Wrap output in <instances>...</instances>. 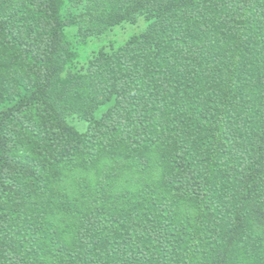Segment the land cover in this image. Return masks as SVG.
<instances>
[{"label":"trees","instance_id":"16d2710c","mask_svg":"<svg viewBox=\"0 0 264 264\" xmlns=\"http://www.w3.org/2000/svg\"><path fill=\"white\" fill-rule=\"evenodd\" d=\"M0 264H264V0H0Z\"/></svg>","mask_w":264,"mask_h":264}]
</instances>
